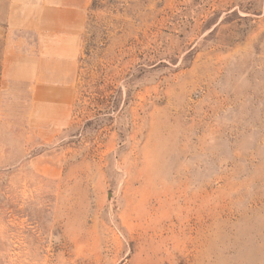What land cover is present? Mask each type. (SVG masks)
<instances>
[{
    "label": "rangeland",
    "instance_id": "1",
    "mask_svg": "<svg viewBox=\"0 0 264 264\" xmlns=\"http://www.w3.org/2000/svg\"><path fill=\"white\" fill-rule=\"evenodd\" d=\"M33 93L0 89V264H264V0H91L71 100Z\"/></svg>",
    "mask_w": 264,
    "mask_h": 264
},
{
    "label": "crops",
    "instance_id": "2",
    "mask_svg": "<svg viewBox=\"0 0 264 264\" xmlns=\"http://www.w3.org/2000/svg\"><path fill=\"white\" fill-rule=\"evenodd\" d=\"M90 2L0 0V89L20 84L69 102Z\"/></svg>",
    "mask_w": 264,
    "mask_h": 264
}]
</instances>
